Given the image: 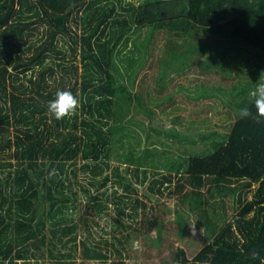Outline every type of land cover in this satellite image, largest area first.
Listing matches in <instances>:
<instances>
[{
	"label": "trees",
	"instance_id": "1",
	"mask_svg": "<svg viewBox=\"0 0 264 264\" xmlns=\"http://www.w3.org/2000/svg\"><path fill=\"white\" fill-rule=\"evenodd\" d=\"M229 10L237 14L225 25L219 24L218 20ZM135 27H148L151 35L145 42L141 40L144 55L139 59L141 64L136 65L134 78L150 62L154 54L151 43L162 31L169 43L159 82L165 78L162 73H169L171 66L176 68V63H182L189 51L216 47L219 41H215V35H207L215 28L232 39L225 44L236 45L242 40L259 50H255L256 56L264 58V0H145L129 6L124 5V0H0V156L9 149L7 155L17 165L12 188L15 194L5 214L1 211L8 198L0 182V264L7 259H24L36 250L43 251L47 243L43 233L45 214L63 213L71 199L67 192L73 188L69 174L77 178L74 167L80 159L81 169L92 176L108 168L112 152L109 134L122 124L108 125L104 121L110 116L121 121L114 105L121 96L132 97L118 81L113 58L127 32ZM178 36L184 40L178 41ZM61 41L69 43V55L63 51ZM53 54L60 60L55 62ZM147 79L145 73L143 81ZM57 89H70L91 118L80 116L78 103L72 113L57 120L47 111L48 101L54 98ZM209 90L203 85L194 98L214 94V90ZM136 96L143 112L153 120L155 108L147 105L141 93ZM240 102L239 108L247 104L255 113L251 97ZM239 108L234 109L236 120L229 133L219 135L227 138L215 142L213 152L190 157L187 181L191 188L182 199L188 201L191 210H196L206 196L203 186L213 181L209 192L215 188L234 192L235 203L242 205V209L195 256L190 258L187 249L179 246L167 264H264V117L240 118ZM156 131L180 140L189 138L176 129ZM135 159L130 152L128 160ZM139 169L128 167L120 174L117 167L114 176L126 179L133 171L139 179ZM110 178L106 175L105 182ZM164 181L171 182L172 177L166 174ZM178 186L181 191L186 185ZM42 190L45 193L41 196ZM40 198L49 201L46 213L41 216L37 203ZM90 208V214H95L101 204L92 202ZM13 212L18 241L9 240L4 245V235L11 229L7 219L12 218ZM210 226L216 231V226ZM70 228L65 226L62 232L67 233ZM76 238L75 235L73 239ZM80 245L84 259H100L102 264H130L125 259L109 262V253L91 247L86 241ZM253 252L258 255L253 256Z\"/></svg>",
	"mask_w": 264,
	"mask_h": 264
},
{
	"label": "rangeland",
	"instance_id": "2",
	"mask_svg": "<svg viewBox=\"0 0 264 264\" xmlns=\"http://www.w3.org/2000/svg\"><path fill=\"white\" fill-rule=\"evenodd\" d=\"M144 1L124 0V5ZM236 14V11L229 10L218 23L225 25ZM218 29L207 32V35H215L216 42L219 41L216 47L189 51V56L182 63H176V68L168 66L169 73H162L165 78L160 82L158 75L165 66L164 57L168 55L166 32L156 34L151 43L154 54L136 78V65L141 64L139 59L144 55L141 40L145 42L151 34L148 27H135L127 32L126 40L120 43L114 54L113 69L118 81L126 86L132 97L121 96L114 105L122 117L121 121H115L113 116L104 121L108 125L122 124L115 133L109 134L112 152L108 168L92 176L81 169L83 160L80 159L74 167L78 172L77 178L69 174L73 188L67 192L71 199L66 202L63 213L57 211V215H47L49 201L43 198L37 201L40 216L46 213L43 233L47 243L43 251L36 250L24 259H7L4 264H102L100 259H84L82 241L109 253V262L125 259L130 264H167L173 260L179 246L185 247L192 258L214 240L215 233L235 220L242 205L237 206L235 193L230 190L215 188L209 192L213 181L203 186L206 196L196 210H191L188 201L182 199L185 191L191 188L187 181L190 157L213 152L215 142L227 138L219 135L229 133L236 120L234 109L239 108L241 100L247 96L250 98V90L264 80V58L256 56L255 52L259 50L242 40L236 45L225 44L229 38L219 34L222 31ZM177 38L180 42L184 40L182 36ZM194 40L198 43L197 39ZM201 42L205 40L201 39ZM61 45L69 55V43L61 41ZM52 58L55 62L60 60L56 54ZM79 64L82 70L80 60ZM145 73H148L147 81H143ZM203 85L210 92H215L196 100L194 96ZM137 93L142 94L147 105L155 108L153 120L143 112ZM79 107L81 117L91 118L90 113L82 109L81 100ZM165 128L176 129L189 138L180 140L156 131ZM10 130L13 131L12 127ZM8 151L6 149L0 156V182L8 198L2 214L11 206L15 194L12 188L17 165L15 159L7 155ZM130 152L136 156L132 162L128 160ZM117 167L120 174H124L128 167H139L140 178L137 179L133 171L126 179L116 177ZM9 174L11 176L7 180ZM166 174L172 177L171 182L164 181ZM106 175L111 176L107 182L104 179ZM62 178L68 182L65 175ZM179 184L186 186L179 191ZM44 193L45 190L41 196ZM251 198L249 195L248 199ZM136 199L140 202L137 203ZM92 202L101 204L100 211H94L95 214H90ZM12 215L7 219L11 222V229L4 235V245L9 240L18 241L14 227L16 215L14 212ZM209 219L212 224L208 223ZM210 225L216 226V231ZM65 226L71 227L67 233L62 232ZM75 235L77 238L73 239Z\"/></svg>",
	"mask_w": 264,
	"mask_h": 264
},
{
	"label": "clouds",
	"instance_id": "3",
	"mask_svg": "<svg viewBox=\"0 0 264 264\" xmlns=\"http://www.w3.org/2000/svg\"><path fill=\"white\" fill-rule=\"evenodd\" d=\"M251 105L255 107V113L246 104L238 109V116L240 118H252L259 120L264 117V80H261L256 86L250 90ZM79 100L70 89H57L54 98L48 101L47 111L50 112L57 120L72 113ZM253 256L258 253L253 252Z\"/></svg>",
	"mask_w": 264,
	"mask_h": 264
}]
</instances>
